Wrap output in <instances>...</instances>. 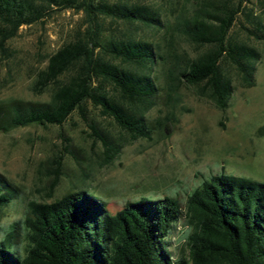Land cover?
Here are the masks:
<instances>
[{"label":"trees","instance_id":"trees-1","mask_svg":"<svg viewBox=\"0 0 264 264\" xmlns=\"http://www.w3.org/2000/svg\"><path fill=\"white\" fill-rule=\"evenodd\" d=\"M243 1L184 0L186 9L169 19L155 0H0V53L19 25L40 21L52 9L80 11L84 24L34 71L29 90L48 92V99L12 100L0 115V129L59 125L73 111L85 117L88 104L130 139L147 138L144 113L156 91L147 69L174 52L169 40L161 52L158 43L139 36L140 26L163 27L162 34L176 32L202 47L178 74L223 110L232 84L222 63L241 86H250L259 56L255 46L229 33L237 16L245 21V37L264 41V12ZM90 129L109 160L118 146ZM256 133L264 138V126ZM14 197L0 176V209ZM180 217L188 226L186 254L174 259L165 237ZM20 225L22 254L13 244L14 223L0 240V264H264V182L211 174L186 196L183 211L175 198L163 196L126 202L110 213L102 200L78 189L50 202L28 201Z\"/></svg>","mask_w":264,"mask_h":264},{"label":"rangeland","instance_id":"rangeland-1","mask_svg":"<svg viewBox=\"0 0 264 264\" xmlns=\"http://www.w3.org/2000/svg\"><path fill=\"white\" fill-rule=\"evenodd\" d=\"M172 1L175 9L170 8L168 0H155L162 18L171 19L176 9H186L182 7L184 0ZM243 2L255 13L264 12V0ZM241 23L245 21L238 15L229 33L257 48L254 82L241 86L232 67L223 62L232 84L223 110L178 74L187 56L202 47L188 44L176 32L162 34L163 27L140 26L136 32L139 36L158 43L161 52L169 40L174 52L147 69L156 87L151 106L144 113L147 138L130 139L88 104L85 117L73 111L59 125L0 129V176L15 192V197L0 209V240L16 223L13 244L22 254L20 221L26 203L50 202L73 190L93 194L110 213L126 202L163 196L175 198L183 211L186 196L211 174L223 172L264 182V138L256 133L264 126V41L245 37ZM83 26L81 12L71 8L52 9L40 21L18 26L5 41V52L0 53V115L12 100L48 99V92H30L34 71L44 65L47 54ZM90 126L118 146L109 160ZM187 232L183 217L173 223L165 237L172 258L185 256Z\"/></svg>","mask_w":264,"mask_h":264}]
</instances>
